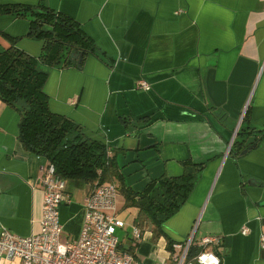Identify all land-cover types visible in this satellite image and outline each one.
Listing matches in <instances>:
<instances>
[{"label": "crops", "instance_id": "1", "mask_svg": "<svg viewBox=\"0 0 264 264\" xmlns=\"http://www.w3.org/2000/svg\"><path fill=\"white\" fill-rule=\"evenodd\" d=\"M42 1L79 23L98 48L81 68H46L50 111L105 144L135 191L162 174L179 176L184 161L202 166L186 201L164 222V236L153 242L148 226L134 242L128 231L129 245L120 240V249L130 246L143 264L168 261L172 244H184L193 232L195 248L203 236L220 239L210 248L220 264H264L258 244L264 230V0ZM27 27L26 19L1 15L0 52L9 35L19 37L20 49L39 55L42 42L26 37ZM18 120L0 101V231L28 236L40 232V174L47 160L23 148ZM242 127L254 131L255 141L235 153ZM91 187L65 180L63 239L77 237ZM122 201L119 194V217L130 210L134 218L136 209ZM0 264L21 263L2 258Z\"/></svg>", "mask_w": 264, "mask_h": 264}, {"label": "trees", "instance_id": "2", "mask_svg": "<svg viewBox=\"0 0 264 264\" xmlns=\"http://www.w3.org/2000/svg\"><path fill=\"white\" fill-rule=\"evenodd\" d=\"M1 15L26 19L25 36L42 42L39 55L33 56L17 46L19 37L6 35L9 46L0 52V101L19 115L17 138L23 148L45 157L64 180H80L90 186L116 184L124 207L136 209L133 225L141 230L149 226L153 241L164 236V222L186 201L201 164L184 161L179 176L162 174L150 179L141 191L131 189L114 159L107 156L106 145L85 136L82 127L70 118L50 111L43 90L46 68H81L87 55L98 52L97 46L79 23L49 8L42 0L36 5L0 3ZM251 133L254 131L245 127L238 130L233 152L242 149ZM131 250L129 246L127 251ZM198 250L191 246L189 257Z\"/></svg>", "mask_w": 264, "mask_h": 264}, {"label": "built area", "instance_id": "3", "mask_svg": "<svg viewBox=\"0 0 264 264\" xmlns=\"http://www.w3.org/2000/svg\"><path fill=\"white\" fill-rule=\"evenodd\" d=\"M143 90L149 85L139 81ZM107 156L109 152L107 151ZM43 190L40 232L20 236L3 228L0 231V260L18 259L21 264H143L134 254L119 248L118 229L125 222L118 215V190L112 182L95 183L88 191L83 205V216L78 235L63 239L59 220V207L68 202L65 180L58 176L52 164L41 169ZM194 231V228H193ZM248 229L242 226L241 233ZM193 232L184 244L174 243L173 255L168 261L155 264H220L218 256L210 249L219 244L217 236L206 235L199 241V250L189 257ZM134 242L140 240L142 230L131 226ZM259 248L264 249V230L259 234Z\"/></svg>", "mask_w": 264, "mask_h": 264}, {"label": "rangeland", "instance_id": "4", "mask_svg": "<svg viewBox=\"0 0 264 264\" xmlns=\"http://www.w3.org/2000/svg\"><path fill=\"white\" fill-rule=\"evenodd\" d=\"M122 205L124 207V203L122 201ZM123 220H125V228L123 229H118L117 231V234L118 236L120 237V240H121V244L123 243L124 245H129V239L127 238L126 236V233L128 231H130L131 229V226H132V218H133V215H132V211L130 210H125L123 211L122 215L120 216ZM197 225H198V222H196V224L194 225V230H196L197 228ZM143 234L145 235V237H147V230H144ZM154 242V241H153Z\"/></svg>", "mask_w": 264, "mask_h": 264}, {"label": "water", "instance_id": "5", "mask_svg": "<svg viewBox=\"0 0 264 264\" xmlns=\"http://www.w3.org/2000/svg\"><path fill=\"white\" fill-rule=\"evenodd\" d=\"M76 57V56H75ZM255 141V137L254 136H248L244 142V149L242 150V153H245L248 149H250Z\"/></svg>", "mask_w": 264, "mask_h": 264}]
</instances>
